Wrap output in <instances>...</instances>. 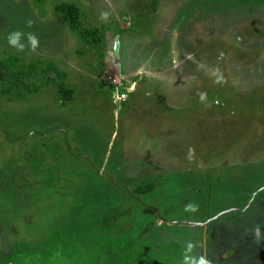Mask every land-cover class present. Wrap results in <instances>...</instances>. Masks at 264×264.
Listing matches in <instances>:
<instances>
[{
  "label": "rangeland",
  "instance_id": "1",
  "mask_svg": "<svg viewBox=\"0 0 264 264\" xmlns=\"http://www.w3.org/2000/svg\"><path fill=\"white\" fill-rule=\"evenodd\" d=\"M0 62V264H264V0H0Z\"/></svg>",
  "mask_w": 264,
  "mask_h": 264
},
{
  "label": "trees",
  "instance_id": "2",
  "mask_svg": "<svg viewBox=\"0 0 264 264\" xmlns=\"http://www.w3.org/2000/svg\"><path fill=\"white\" fill-rule=\"evenodd\" d=\"M20 62H21V59L14 55H12L9 59V64L12 67L18 66ZM48 66H49L48 67L49 69L47 71H49L50 74H52L53 72L57 75L60 74L59 70L52 63H50ZM32 76L33 75L31 73H24V72H20L19 75L16 76L14 71L10 70V66H8L5 63L0 62V82H5L8 85L7 89H5L3 93L12 92L13 90L17 89L20 84H23L24 87H26L27 91L31 92L32 90L31 85L35 86V84L30 83L29 81H26V79ZM49 82H51L50 78L48 79L47 83Z\"/></svg>",
  "mask_w": 264,
  "mask_h": 264
},
{
  "label": "clouds",
  "instance_id": "3",
  "mask_svg": "<svg viewBox=\"0 0 264 264\" xmlns=\"http://www.w3.org/2000/svg\"><path fill=\"white\" fill-rule=\"evenodd\" d=\"M28 27H31V21L28 22ZM24 35L25 34L20 32V31H14V32L10 33L8 36L9 45L11 47L17 49L18 51H23L25 48V45L23 43H21V39ZM27 40L30 43L32 49L35 50L39 44V40L37 39V37L34 34L28 33L27 34ZM187 210L194 211L195 209L192 205H189ZM257 232H259V230H257ZM185 264H187V257H186ZM192 264H205V261L203 259H201L198 262L193 261Z\"/></svg>",
  "mask_w": 264,
  "mask_h": 264
},
{
  "label": "built area",
  "instance_id": "4",
  "mask_svg": "<svg viewBox=\"0 0 264 264\" xmlns=\"http://www.w3.org/2000/svg\"><path fill=\"white\" fill-rule=\"evenodd\" d=\"M127 98V94H122L121 96H120V100H125Z\"/></svg>",
  "mask_w": 264,
  "mask_h": 264
}]
</instances>
